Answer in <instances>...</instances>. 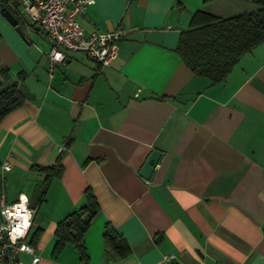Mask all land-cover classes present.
I'll list each match as a JSON object with an SVG mask.
<instances>
[{"label":"crops","instance_id":"obj_1","mask_svg":"<svg viewBox=\"0 0 264 264\" xmlns=\"http://www.w3.org/2000/svg\"><path fill=\"white\" fill-rule=\"evenodd\" d=\"M13 3L0 0V72L4 86L25 75L26 103L0 123V194L8 204L24 194L36 210L39 264H80L72 245L58 259L52 251L88 188L100 206L83 239L89 264H264V43L219 85L176 53L196 12L228 19L256 11L253 1L96 0L79 23L85 34L121 31L117 58L102 67L67 53L52 73L45 34L14 14L22 38L4 17ZM154 150L162 157L147 181L140 171ZM54 166L39 205L47 174L36 168ZM107 224L127 257L106 253Z\"/></svg>","mask_w":264,"mask_h":264},{"label":"trees","instance_id":"obj_2","mask_svg":"<svg viewBox=\"0 0 264 264\" xmlns=\"http://www.w3.org/2000/svg\"><path fill=\"white\" fill-rule=\"evenodd\" d=\"M12 2L18 0H11ZM211 1V0H209ZM258 9L228 19H221L203 11L196 12L190 28L180 34L176 53L184 65L197 77L208 79L212 85L223 83L233 71L242 56L252 52L264 43V0H252ZM14 4V3H13ZM17 5L10 12L15 14ZM0 123L13 111L24 106L26 99L18 86L24 82L25 75L20 74L18 80L10 86L8 70L0 72ZM47 174L43 186L39 189L40 204L45 201L51 178L60 174L58 166L53 168H36ZM100 213V206L91 188L84 192L83 204L77 211L62 220L55 233V246L52 258L58 259L68 245H72L79 257L80 264H89L84 246V236L92 222ZM41 230L33 234L30 244L36 246ZM104 243L106 253L114 260L127 257L131 248L125 238L110 224L105 226Z\"/></svg>","mask_w":264,"mask_h":264},{"label":"built area","instance_id":"obj_3","mask_svg":"<svg viewBox=\"0 0 264 264\" xmlns=\"http://www.w3.org/2000/svg\"><path fill=\"white\" fill-rule=\"evenodd\" d=\"M96 0H19L22 13L29 16L52 44L48 54L50 73L58 65H64L67 53H82L102 67H108L118 56L119 43L124 39L121 31H96L85 34L79 18ZM12 166L4 164L2 171ZM26 199L22 200L21 197ZM36 210L29 199L21 194L15 203L8 204L0 194V264H26L22 254L30 257L27 264H39L40 256L30 244V233ZM175 255L164 257L166 262L175 260Z\"/></svg>","mask_w":264,"mask_h":264},{"label":"water","instance_id":"obj_4","mask_svg":"<svg viewBox=\"0 0 264 264\" xmlns=\"http://www.w3.org/2000/svg\"><path fill=\"white\" fill-rule=\"evenodd\" d=\"M15 9V14L21 18V19H25V15L22 13V11L19 9V5L14 7ZM4 17L10 22V24L15 28L16 32L22 37L24 38V32H23V28L19 22V20L15 17V15L13 13H11L9 10H3L2 11ZM162 157V153L154 150L152 151L144 166L142 167L141 171H140V176L149 181L151 180V178L153 177V174L155 173L157 167L159 166V162L161 160Z\"/></svg>","mask_w":264,"mask_h":264},{"label":"rangeland","instance_id":"obj_5","mask_svg":"<svg viewBox=\"0 0 264 264\" xmlns=\"http://www.w3.org/2000/svg\"><path fill=\"white\" fill-rule=\"evenodd\" d=\"M256 7H257V5H256ZM19 9L22 11L23 10V7L20 6Z\"/></svg>","mask_w":264,"mask_h":264},{"label":"clouds","instance_id":"obj_6","mask_svg":"<svg viewBox=\"0 0 264 264\" xmlns=\"http://www.w3.org/2000/svg\"><path fill=\"white\" fill-rule=\"evenodd\" d=\"M21 199L24 200V199H26V198L22 196Z\"/></svg>","mask_w":264,"mask_h":264}]
</instances>
